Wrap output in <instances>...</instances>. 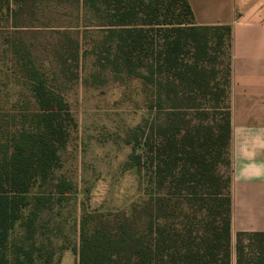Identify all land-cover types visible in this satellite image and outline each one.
Wrapping results in <instances>:
<instances>
[{"label": "trees", "instance_id": "16d2710c", "mask_svg": "<svg viewBox=\"0 0 264 264\" xmlns=\"http://www.w3.org/2000/svg\"><path fill=\"white\" fill-rule=\"evenodd\" d=\"M54 3L63 40L50 45V69L30 41L4 42L6 75L29 102L0 106V264H59L36 240V221L73 192L58 172L75 124L62 89L88 57L91 82L140 80L147 114L124 167L143 198L126 210L83 208L70 246L77 264H264V231L231 241L229 24L195 23L187 0H0V9L6 26L28 29Z\"/></svg>", "mask_w": 264, "mask_h": 264}, {"label": "rangeland", "instance_id": "374dc122", "mask_svg": "<svg viewBox=\"0 0 264 264\" xmlns=\"http://www.w3.org/2000/svg\"><path fill=\"white\" fill-rule=\"evenodd\" d=\"M62 7L63 3L50 4L47 7L49 16L37 19L36 25L28 29L6 26L5 8L0 9V106H20L29 102L27 91L19 80L6 75L10 55L5 39L19 36L30 41L38 61L50 69L53 63L50 45L63 40ZM85 17L86 21L97 22L91 16ZM88 64L89 57L83 60L78 77L66 82L62 89L75 124L60 152L58 172L73 182V192L55 201L49 209L41 210L36 221V240L53 248L58 260L64 248L77 243L78 219L83 208L103 212L126 210L143 198L136 170L124 167L131 149L127 138L147 114L140 80L104 75L100 77L102 82H91V77H87ZM21 233V227L16 225L11 235ZM251 236L243 234L241 240L246 242Z\"/></svg>", "mask_w": 264, "mask_h": 264}, {"label": "crops", "instance_id": "0c3cea01", "mask_svg": "<svg viewBox=\"0 0 264 264\" xmlns=\"http://www.w3.org/2000/svg\"><path fill=\"white\" fill-rule=\"evenodd\" d=\"M195 23L229 24L230 232L264 231V0H187ZM233 260V255H232ZM59 264H77L71 248Z\"/></svg>", "mask_w": 264, "mask_h": 264}]
</instances>
